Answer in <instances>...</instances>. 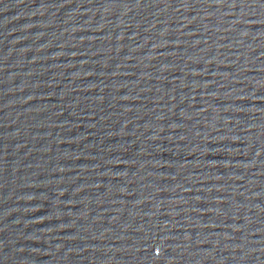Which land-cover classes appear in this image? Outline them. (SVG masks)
Here are the masks:
<instances>
[{"label":"water","instance_id":"1","mask_svg":"<svg viewBox=\"0 0 264 264\" xmlns=\"http://www.w3.org/2000/svg\"><path fill=\"white\" fill-rule=\"evenodd\" d=\"M0 264H264V0H0Z\"/></svg>","mask_w":264,"mask_h":264}]
</instances>
